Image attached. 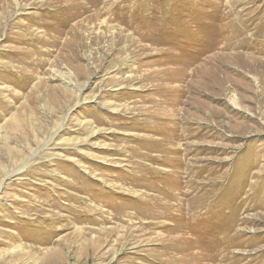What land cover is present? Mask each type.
Returning <instances> with one entry per match:
<instances>
[{
  "label": "rangeland",
  "instance_id": "obj_1",
  "mask_svg": "<svg viewBox=\"0 0 264 264\" xmlns=\"http://www.w3.org/2000/svg\"><path fill=\"white\" fill-rule=\"evenodd\" d=\"M19 1H0V264H264V0H83L59 47L47 0Z\"/></svg>",
  "mask_w": 264,
  "mask_h": 264
},
{
  "label": "bare ground",
  "instance_id": "obj_2",
  "mask_svg": "<svg viewBox=\"0 0 264 264\" xmlns=\"http://www.w3.org/2000/svg\"><path fill=\"white\" fill-rule=\"evenodd\" d=\"M0 1H2V0H0ZM9 1L10 0H3V2H5V4L7 3V5H8V3H9ZM13 2H14V4H15V7H18V6H20V1L19 0H12ZM99 1V0H98ZM31 2V1H30ZM2 3V2H1ZM11 4V3H10ZM26 4V3H25ZM114 3H113V1H111V0H106L105 2H104V5H103V7H106V9H107V11L109 12V11H112L113 9H111V6L113 5ZM3 5V4H2ZM115 6V5H114ZM23 7H24V5H23ZM89 7V6H88ZM88 7L86 6V3L85 2H83V0H47V1H44L41 5H40V10H41V14H39L40 16H41V18L43 19V18H47V17H49V19H51V22L50 23H57L58 24V26L57 27H54V31H55V35H54V37H53V39L52 40H50V41H48L47 43L48 44H50V45H52V46H57V47H59V45H61L62 44V46H66V44L64 43V42H62V37H63V33H68V28H67V26H68V23H69V21L70 20H72V19H75V18H78L79 16H81L83 13H85L87 10H88ZM97 7V6H96ZM103 7L102 8H100L101 10H96V15L94 16V18H98V16L100 15V16H102V14H103ZM3 9H5L6 10V8H3ZM105 9V10H106ZM20 13V12H19ZM99 14V15H98ZM38 15V16H39ZM61 15H64V18H63V23L61 22L62 21V19H60L59 17L61 16ZM84 16V15H83ZM91 16V15H90ZM112 18V17H111ZM82 19V18H81ZM59 20V21H58ZM107 20V19H106ZM58 21V22H57ZM74 21V20H73ZM89 21V20H88ZM98 22V21H97ZM86 23V22H85ZM15 24V23H14ZM44 24V23H43ZM87 24V23H86ZM88 25V24H87ZM83 30V25L82 24H77L75 27H73L72 28V34L74 35V33H75V36L77 37V39H79L80 41H81V36H82V34H80V30ZM70 32V31H69ZM80 47V46H79ZM83 47V46H82ZM77 69H79L78 67H77ZM82 70V69H81ZM155 89V88H154ZM157 90H161V89H157ZM161 101L162 100H159V101H157L158 103H161ZM159 105V106H158ZM158 105H155V106H153L152 107V109H155L156 107L157 108H159L158 110H160L159 112H161V111H163L162 113H159L158 115H157V113L155 112V113H148V115H150L151 117H153V118H155V119H158L159 121L161 120V118H163V120L165 119V122H166V120H171V122H176L179 118H178V115L176 114V112H175V110L173 109V108H170L169 110L168 109H162L161 107H160V104H158ZM172 110V113L171 112H166V111H171ZM146 113V112H145ZM168 113L170 114V115H172V116H174V118H169V117H167V115H168ZM167 114V115H166ZM169 116V115H168ZM171 116V117H172ZM181 120V119H180ZM159 123V122H158ZM149 125V124H148ZM151 125V124H150ZM160 125H162V124H160ZM174 126L176 127V125L174 124ZM174 127V128H175ZM148 128V127H147ZM179 126L177 127V128H175L174 129V132H172V133H169V135L170 134H176L178 131H179ZM156 129H158V128H156ZM176 130V131H175ZM156 131H158V130H156ZM159 132V131H158ZM154 134V133H153ZM131 137V136H130ZM179 137V136H178ZM173 141V140H172ZM142 203V201H141V199H138V201H137V203L139 204V203ZM135 203V202H134ZM159 203V202H158ZM157 204V203H156ZM154 207V206H153ZM153 209H155V207L154 208H152V210ZM121 212V211H120ZM129 213H125L126 214V216L127 215H129L130 217H131V215L133 216V215H139L140 213H145L146 211H143L142 210V208L140 209H136V212L135 213H131L130 212V210L128 211ZM123 215V214H122ZM132 218V217H131ZM131 221H133V220H131ZM117 222V221H116ZM121 224V223H120ZM134 225V224H133ZM131 232V231H130ZM131 235V234H130ZM172 236H173V234H171ZM165 244V243H164ZM170 244H174V243H170ZM169 244V245H170ZM168 249H172V251H173V248L171 247V246H169V248ZM164 251V250H163ZM169 253V252H168ZM175 253L176 254H181V255H183V249H181V248H177L176 250H175ZM186 253V252H185ZM197 253H199V252H197ZM219 253V252H218ZM221 253V252H220ZM176 254H174V252H172V253H169V255L170 256H167L166 257V259H164V258H159L161 261H157L156 262V264H179V262L178 263H171V257L173 256V255H176ZM195 254V253H194ZM212 256V255H211ZM55 257V256H54ZM217 257V256H216ZM221 257V256H220ZM173 258V257H172ZM207 258V257H206ZM174 259V258H173ZM194 259L193 258H189V261H193ZM222 260V259H221ZM225 261V260H224ZM205 262V261H204ZM206 262H209V261H206ZM211 262V261H210ZM184 264V263H183ZM212 264V263H211ZM214 264V263H213Z\"/></svg>",
  "mask_w": 264,
  "mask_h": 264
}]
</instances>
